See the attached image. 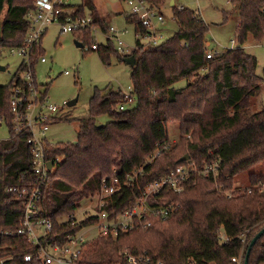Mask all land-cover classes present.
Returning a JSON list of instances; mask_svg holds the SVG:
<instances>
[{"label": "trees", "instance_id": "obj_1", "mask_svg": "<svg viewBox=\"0 0 264 264\" xmlns=\"http://www.w3.org/2000/svg\"><path fill=\"white\" fill-rule=\"evenodd\" d=\"M146 1L160 7L168 0ZM229 1L239 13L237 45L208 58L209 24L200 13L173 5L178 30L157 45L144 47L138 42L132 52L136 58L131 73L136 106L121 109L127 101L122 90H97L90 101L89 116L80 121L76 143H47V156L56 167L42 186L38 211L53 222L46 238L54 244H61L69 233L81 228L61 219L75 213L83 200L95 193L104 176L118 172L124 179L142 168L143 175L137 181L144 185L186 163L181 160L185 155L199 166L220 160L217 181L193 175L182 192L164 193L161 201L179 204L172 217L155 221L150 227L140 225L117 237H95L84 246L80 264L111 263L123 248L147 252L168 264H236L232 259L241 254V234L247 233L250 243L264 227V187L227 194L238 174L259 164L261 167L251 171L244 183L264 186V108L254 110L251 104L264 82V70L263 75L257 73V57L243 45L250 35L256 42L264 39V0ZM34 7L35 0H0V48L23 44L30 26L27 14ZM65 7L74 18L91 15L94 24L107 30L95 0ZM127 20L138 22L133 14ZM75 33L82 44L89 42L92 47L98 43L90 28ZM107 40L93 50L105 63L112 56L123 60L126 54L119 52L111 38ZM43 54L40 43L33 65ZM24 69L22 62L21 74L16 73L8 84H0V123L6 122L10 128V137L0 140V257L14 255L9 264H43L38 259H24L23 254L38 245L16 233L24 202L9 191L35 181L28 134H17L12 127L11 94L19 84L26 86ZM181 80H186V85L177 86ZM101 114L115 120L98 127ZM170 122L179 126V140L172 149L163 150L171 140L167 130ZM158 150L161 153L155 155ZM130 197L131 190L124 196L116 195L122 200L114 203L117 212L126 208ZM220 231L228 241L221 240ZM249 264H264V234L252 246Z\"/></svg>", "mask_w": 264, "mask_h": 264}, {"label": "built area", "instance_id": "obj_2", "mask_svg": "<svg viewBox=\"0 0 264 264\" xmlns=\"http://www.w3.org/2000/svg\"><path fill=\"white\" fill-rule=\"evenodd\" d=\"M125 1L132 8L131 14L138 18V22L135 24L138 42L142 43L144 47L160 44L163 40V34L158 28L159 24L165 21L163 12L146 0ZM66 4V0H35V7L27 14L30 21L27 36L21 46L11 48L12 51H17L23 56L22 62L25 69L22 78L26 83V86L19 84L14 87L11 94L12 127L17 134H28V143L31 146L33 155L32 173L35 181L33 184L24 187H11L9 191L17 193L24 202L23 216L16 233L28 237L32 243L38 245L34 251L23 254L24 259L26 261L38 259L43 264H80L79 258L84 246L95 237H117L121 232L133 230L140 225L150 227L155 221L169 219L178 212L179 204L174 201H161L164 198V193L167 190L182 192L193 175L213 178L217 181L220 168L219 159L199 166L189 158L186 163L176 166L165 175L144 185L137 181L138 177L143 175L142 168L133 174H127L124 179L121 178L118 172L104 176L95 193L89 196L83 205L85 217L78 218L76 213H72L61 219L63 222L80 224L81 228L69 233L61 244L49 242L46 237L53 229V222L51 219L41 216L38 209L42 198V186L47 182L56 167L54 161L51 168L48 166L51 159L47 156V143L49 142L47 131L52 118H55L56 113L59 111V106L48 102L47 95L43 94L38 85L33 57L35 49L41 43L48 27L55 22L62 25L63 33L75 32L85 28H91L94 32L97 26L94 24L91 15L72 17L65 7ZM180 8H184V6ZM107 31L117 39L119 52L126 54L127 50L124 49L125 43L121 36L127 30H116L113 26H109ZM139 37H144L147 42H141ZM206 44L208 46L207 57H214L218 51L209 48V40ZM91 48L97 49L98 43L93 44ZM40 60L45 62V56H38L37 62ZM124 96L126 100H131L134 95L131 92L129 94L124 93ZM121 109H124L123 104ZM178 140L179 136L171 138L170 142L166 143L162 149H172ZM161 150L156 151L155 155H159ZM263 187L261 183L245 187L234 186L227 190V194L231 196L239 190L252 192L256 188L262 190ZM129 190H131V197L126 208L117 212L114 203L117 199L119 203L122 200L116 198V195L117 197L124 196ZM93 230H95V234H93ZM5 233H9V231ZM219 236L223 242L229 240V237L222 231H220ZM241 237L243 240L241 254L232 259L236 264H244L249 245L247 233H242ZM13 258L14 255L0 257V264H9ZM108 264L168 263L153 257L147 252H134L128 248H123L119 258ZM189 264L195 263L190 262Z\"/></svg>", "mask_w": 264, "mask_h": 264}, {"label": "rangeland", "instance_id": "obj_3", "mask_svg": "<svg viewBox=\"0 0 264 264\" xmlns=\"http://www.w3.org/2000/svg\"><path fill=\"white\" fill-rule=\"evenodd\" d=\"M175 5L180 8L184 6L201 14L203 19L209 24L207 39L209 48L223 52L228 48H233L236 44V30L239 13L234 4L229 0H174ZM66 3L79 5L82 0H66ZM98 8L106 18V25L113 26L116 30H127L121 39L125 43L126 54L137 47L138 37L133 23L127 21V16L132 13L131 6L125 0H96ZM158 7V6H157ZM165 16V21L159 24V31L166 40L179 28L178 22L174 19L173 5L168 0L164 5L158 7ZM228 12L225 18V12ZM91 29V28H90ZM95 40L100 44H106L111 37L114 46L117 48L118 42L107 30H103L99 25L93 32ZM140 41L146 43L144 37H139ZM43 56L46 61L41 60L35 65L36 80L43 92H46L48 102L57 104L59 111L56 113L55 121L49 124L47 138L50 143H76L80 121L90 114V101L97 90L105 93L111 90H122L124 93L133 92V81L131 78L132 65L121 61L117 56H112L108 63H105L97 50H93L88 43L79 46L78 35L75 32H62V25L59 22L51 24L43 35ZM245 49L255 55L258 60L257 73L263 75L264 70V39L256 42L250 35L244 42ZM23 56L17 51H12L10 47L0 48V84L5 85L20 73L19 68ZM68 72V73H67ZM48 80H52L48 82ZM256 93L252 105L264 108V82ZM177 86L186 85V80L176 83ZM77 99L75 104L69 105V100ZM124 109H131L137 104L135 95L131 100L124 101ZM255 108V107H254ZM115 120L109 114H101L97 121L106 124ZM170 138L178 137L179 126L176 122L167 125ZM10 137V128L6 122L0 123V140ZM261 164L245 170L236 176L234 186H248L246 183L248 175L253 170H258ZM233 186V187H234ZM241 191V190H239ZM243 191V190H242ZM75 212L78 218L85 217L83 205ZM95 234V230H93ZM54 253V251H52Z\"/></svg>", "mask_w": 264, "mask_h": 264}, {"label": "water", "instance_id": "obj_4", "mask_svg": "<svg viewBox=\"0 0 264 264\" xmlns=\"http://www.w3.org/2000/svg\"><path fill=\"white\" fill-rule=\"evenodd\" d=\"M171 5H175V1L174 0H171ZM2 39H3V21L2 20H0V42L2 41ZM77 44L79 45V46H81L82 45V43H80V42H78L77 41ZM123 61L124 62H126V63H128V64H130V65H132V66H134L135 65V63H136V58H135V56L133 55V54H131V55H128V56H125L124 58H123ZM6 67L5 66H1L0 67V69H5ZM52 80H48V82H51ZM76 100L77 99H73V100H69L67 103L69 104V105H72V104H75L76 103ZM96 125L98 126V127H100V126H102L103 124H101L100 122H96ZM189 155H185V156H183L182 158H181V160H188L189 159ZM53 160H50L49 162H48V166H49V168H51L52 166H53ZM264 234V227L261 229V230H259L258 232H257V234L255 235V236H253V238L251 239V241H250V243H249V245H248V248H247V252H246V256H245V260H244V264H249V255H250V252H251V249H252V246L255 244V242L259 239V237H261L262 235Z\"/></svg>", "mask_w": 264, "mask_h": 264}, {"label": "crops", "instance_id": "obj_5", "mask_svg": "<svg viewBox=\"0 0 264 264\" xmlns=\"http://www.w3.org/2000/svg\"><path fill=\"white\" fill-rule=\"evenodd\" d=\"M95 2H96V0H95ZM69 4V3H68ZM97 5V4H96ZM97 9H98V13H99V15H100V17L105 21V22H107L106 21V18L104 17V14L102 13V11L100 10V8H98V6H97ZM128 17V16H127ZM128 21V20H127ZM130 23V22H129ZM238 23H239V19H238V22H237V25H238ZM134 24V26H136L135 24L136 23H133ZM42 44H43V40H42V42H41ZM43 49V48H42ZM128 55H131V54H126V56H128ZM121 61H123V60H121ZM262 86V85H261ZM260 86V87H261ZM258 92V91H257ZM256 92V93H257ZM256 93H255V95H256ZM252 96V98H251V100L254 98V97H256V96ZM251 104H252V101H251ZM255 107V108H254ZM252 108L254 109V110H261V108L259 107V104H258V102L256 101V106H254V105H252ZM178 136H179V134H178Z\"/></svg>", "mask_w": 264, "mask_h": 264}]
</instances>
